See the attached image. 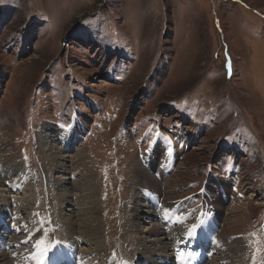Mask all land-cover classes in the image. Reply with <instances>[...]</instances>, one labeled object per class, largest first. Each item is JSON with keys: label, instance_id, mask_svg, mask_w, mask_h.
<instances>
[{"label": "rangeland", "instance_id": "rangeland-1", "mask_svg": "<svg viewBox=\"0 0 264 264\" xmlns=\"http://www.w3.org/2000/svg\"><path fill=\"white\" fill-rule=\"evenodd\" d=\"M158 139L180 152L150 171L168 183L156 197L192 211L164 252L129 232L132 165ZM0 172V253L32 259L33 228L75 264H179L195 225L217 233L207 264H264V0H0ZM86 180L98 240L65 227L83 224Z\"/></svg>", "mask_w": 264, "mask_h": 264}, {"label": "bare ground", "instance_id": "bare-ground-1", "mask_svg": "<svg viewBox=\"0 0 264 264\" xmlns=\"http://www.w3.org/2000/svg\"><path fill=\"white\" fill-rule=\"evenodd\" d=\"M79 126L80 127L76 128L75 133L67 131L66 138H68V140L71 138V140H70L71 144L74 143L73 141L76 139V136L79 135L80 129L82 130V128H83L82 125H79ZM69 130H71V129H69ZM62 139L67 141L65 139L64 135L62 136ZM166 146H167L166 142H164L162 139H158L155 147L152 149L151 152H149L147 159L144 160L146 167H144L143 165H141L138 162H134L132 165L133 177L135 178V181L133 180L134 181L133 185H134V187H138V189L140 191H138L134 194V198L131 201L132 202V212H133L132 215H133V217L131 219V224L129 227V232L131 233L130 237H133L135 240V238H137L140 233H144L143 234V235H145L144 238H146V237L150 238V241H152V243L154 242L158 246L157 249L160 252H164L169 247L166 240H168L169 238L176 235V233H178L179 228H178V230H174L175 229V228H173L174 224L175 223H184L183 224L184 227H182L181 230L188 229V226L190 223L189 216L192 214V211L189 210V208L186 209L187 204L186 203L182 204L183 202H186V201H180V202L179 201H177V202L171 201L170 202V200H168V201L166 200L165 202H162V201L159 202V200L156 197V196H158V198H159L162 196V194L164 193L163 186H166V189H167L168 183L166 182V180L164 182V179L163 180L157 179L155 177L156 176L155 174L152 175L150 173L155 172V173H157V175H160L162 172L167 171L169 168H171V164L174 162L176 156L179 155V152H180V147L176 146L172 149L171 152L168 153L166 151ZM53 149H54L53 153L55 156L53 159L57 160L58 157L56 158V156H57L58 152H57V150H55V148H53ZM59 158H61V157H59ZM64 163L65 162L61 161V163L59 165L57 164V167L62 168L64 166ZM9 169H11V168H9ZM5 173H7V172H5ZM7 174L12 175V174H14V171H11L10 173H7ZM64 179H67V177H62L61 179H60V177H59V179L57 177V179H56L58 184L62 185V188H63V182H64L63 180ZM84 182L85 183H82L79 186L81 187L82 191L84 190V192H86V193H88L87 191H89V193L83 199H81V198L79 199L77 196L78 204L81 202L80 206L82 207L79 209L84 210L83 212H81V216L84 217L83 221H82L83 224L78 227L77 222L74 223V222L69 221L65 224V227L69 229V232L71 234H74V232L76 230L75 233L77 236L86 238V237H89L90 235H93V238L95 240H98L101 237L98 234V232H99L98 227L94 226L92 224V221H91V218L94 215V208L93 207L91 208V205H88V203H90V201L86 202V203L84 201V200L88 199V200H91V202H93V204H95L96 200L93 199L92 197L96 195V192L94 191L95 189L93 190V185L90 181L86 180ZM1 183H2V181H1V177H0V185H1ZM141 190H144L145 193H143L144 191L141 192ZM165 192H169V191L166 190ZM216 192L219 194L222 193V191H220V190H217ZM70 193H71V191L69 190V188L66 189L64 187L63 191L62 192L60 191L59 195H60V198H63V197L66 198V197H71ZM76 195H78V194H76ZM148 195H150L152 197H156L158 202L157 203L154 202ZM145 196L149 197L148 201L150 202V204H146V203H145L146 205L142 204V202L147 201V199H146L147 197L145 198ZM80 200H82V201H80ZM262 204H264V202ZM76 205H77V203H76ZM144 205L149 207L148 209L145 210V212L142 209V206H144ZM87 206H89V207H87ZM185 209H186V211H185ZM141 212H143L144 214H146L148 216V218L151 220L150 223L152 222L151 226L148 227L147 229L145 228V230L144 229L142 230L138 224V218L141 215ZM135 216H137V217H135ZM81 219H82V217H81ZM156 220H158V221H156ZM160 223L163 224V226H160ZM179 225H181V224H179ZM183 225H181V226H183ZM204 229L205 228L202 227V229L198 231V228H196V230L194 231L195 236L193 235L194 238L190 237L192 240H189V242H192V243L194 242V244H195V242L199 243V241H201V240H202V242L209 241L211 238V237H209V235L212 234V232H214V230H211L212 232L209 233V229H205V230ZM203 230H204V232H203ZM206 230L208 231V233L206 232ZM32 231H35V230L33 228H29V229L25 230L26 233H29L28 237L27 236L26 237L29 239V242L32 243V245L31 244L30 245H31V248L35 249L34 255H36V253L40 249L45 248V246L43 245V241L41 240L40 237H39L40 239H36L37 236L34 235V233H36V231L35 232H32ZM197 231H198V234H196ZM1 236L3 237L4 235H1ZM1 236H0V238H1ZM24 241H25V238L13 239V240H11V243L10 242H8V243L20 245ZM186 241H188V240H186ZM186 243L187 242L181 243L184 246V248L186 247ZM192 243H191V246H194V244L192 245ZM213 245L214 246L218 245V242L215 241L213 243ZM57 247L58 246L56 244L55 247L53 248V252H54L53 256L50 257V255H49V257H48V254H47L46 257L49 258L48 259L49 261L52 260L50 258H53V257L55 259H58V260L61 259L60 255L58 254L59 248H57ZM208 250H209V252L212 250L211 246L208 248ZM233 250H235V249H233ZM15 252H17V251H15ZM53 252H51V253H53ZM69 254H70L69 259H71V260L70 261H64V264H73V263H71L72 260L74 261V263L76 262V256L73 257L72 255H74V254L72 252ZM63 255L64 254L62 253L61 256H63ZM146 257L147 256H144V258H146ZM31 258L32 259H30V256H27L24 254L17 255V257L15 258L12 256V253L10 254V253L3 251L0 253V264H14V261L17 262V264H36V260L33 259V257H31ZM149 260H151V259H149ZM79 261H80V264H84V261L82 259H80ZM141 262H144V260L143 261L141 260ZM152 262H154V264H162V263H158L156 261V259ZM146 263H148V262L146 261ZM49 264H51V263H49Z\"/></svg>", "mask_w": 264, "mask_h": 264}, {"label": "snow or ice", "instance_id": "snow-or-ice-1", "mask_svg": "<svg viewBox=\"0 0 264 264\" xmlns=\"http://www.w3.org/2000/svg\"><path fill=\"white\" fill-rule=\"evenodd\" d=\"M195 225L193 226V230L192 231H189V236H192L194 235V229H195ZM47 252H48V249L47 248H43V249H40L36 255L33 256V259L36 260V264H44V261H45V258L47 256Z\"/></svg>", "mask_w": 264, "mask_h": 264}]
</instances>
